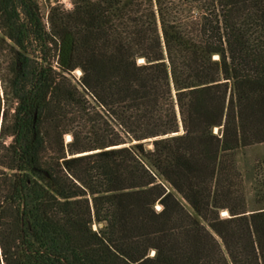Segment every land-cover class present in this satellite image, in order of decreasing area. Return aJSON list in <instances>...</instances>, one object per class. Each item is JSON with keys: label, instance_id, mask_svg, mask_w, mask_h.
<instances>
[{"label": "trees", "instance_id": "16d2710c", "mask_svg": "<svg viewBox=\"0 0 264 264\" xmlns=\"http://www.w3.org/2000/svg\"><path fill=\"white\" fill-rule=\"evenodd\" d=\"M73 5L0 0V264H264V0Z\"/></svg>", "mask_w": 264, "mask_h": 264}, {"label": "rangeland", "instance_id": "374dc122", "mask_svg": "<svg viewBox=\"0 0 264 264\" xmlns=\"http://www.w3.org/2000/svg\"><path fill=\"white\" fill-rule=\"evenodd\" d=\"M38 2L40 5L41 12H42L44 19H45L47 24H48L49 13H50L52 6L57 5V4L62 5L65 9H68V10L72 9L74 6L73 0H38ZM73 74H74V76H76V78H79L81 75V72L76 70ZM0 79H1V77H0ZM3 89L4 88H3L2 82L0 80V97H3V94H4ZM3 111H4V106L2 109L1 116H3ZM0 126H1V121H0ZM216 131H218L217 128H216ZM65 139H66V141H70L71 135L66 134ZM149 146L151 147L152 144H149ZM263 156H264V144L252 146L248 149L238 151L236 154V157H237L241 167L244 169L251 168L254 165V163L256 162V160L259 158H262ZM246 193H247V202H248L249 209L251 210V209L258 208L260 206V204L257 203L256 198L253 194L252 184H251L250 180L246 181ZM182 201H183V199H182ZM263 204H264V202H263ZM186 206L188 207L189 210H191V208L187 204H186ZM160 207H161L160 204H157V209H159ZM221 215L227 216L228 211H226V210L222 211ZM93 227L97 228V224H94Z\"/></svg>", "mask_w": 264, "mask_h": 264}, {"label": "water", "instance_id": "95a60500", "mask_svg": "<svg viewBox=\"0 0 264 264\" xmlns=\"http://www.w3.org/2000/svg\"><path fill=\"white\" fill-rule=\"evenodd\" d=\"M88 152H86V153H83V152H81L80 154H78V155H83V154H87Z\"/></svg>", "mask_w": 264, "mask_h": 264}, {"label": "bare ground", "instance_id": "6f19581e", "mask_svg": "<svg viewBox=\"0 0 264 264\" xmlns=\"http://www.w3.org/2000/svg\"><path fill=\"white\" fill-rule=\"evenodd\" d=\"M79 72H81L79 69H78Z\"/></svg>", "mask_w": 264, "mask_h": 264}]
</instances>
